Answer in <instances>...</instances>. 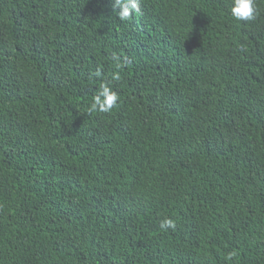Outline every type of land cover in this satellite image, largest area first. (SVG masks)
<instances>
[{
  "label": "trees",
  "instance_id": "16d2710c",
  "mask_svg": "<svg viewBox=\"0 0 264 264\" xmlns=\"http://www.w3.org/2000/svg\"><path fill=\"white\" fill-rule=\"evenodd\" d=\"M112 3L0 0V264H264V0Z\"/></svg>",
  "mask_w": 264,
  "mask_h": 264
},
{
  "label": "clouds",
  "instance_id": "9594fccd",
  "mask_svg": "<svg viewBox=\"0 0 264 264\" xmlns=\"http://www.w3.org/2000/svg\"><path fill=\"white\" fill-rule=\"evenodd\" d=\"M112 6L121 21H127L132 16L141 14V0H113ZM256 13V0H232L230 14L236 21H253L256 19ZM112 60L115 61L117 71L113 73L111 79L118 81L121 78L119 70L125 65L115 54L112 55ZM95 75L99 77L101 72L98 70ZM118 101L117 92L113 91L108 83H101L99 91L90 102L89 112L109 113L117 106ZM159 227L161 230H174L176 223L172 219L164 218L160 221ZM236 256L235 251H230L224 259L231 261Z\"/></svg>",
  "mask_w": 264,
  "mask_h": 264
}]
</instances>
